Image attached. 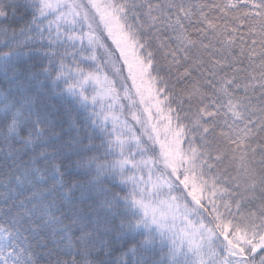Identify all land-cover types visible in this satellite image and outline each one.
<instances>
[{
  "label": "snow or ice",
  "instance_id": "1",
  "mask_svg": "<svg viewBox=\"0 0 264 264\" xmlns=\"http://www.w3.org/2000/svg\"><path fill=\"white\" fill-rule=\"evenodd\" d=\"M0 264H264V0H0Z\"/></svg>",
  "mask_w": 264,
  "mask_h": 264
}]
</instances>
